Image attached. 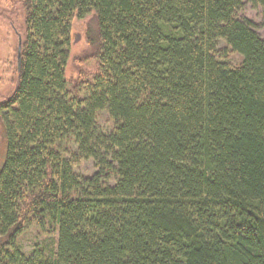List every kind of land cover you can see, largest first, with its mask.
Returning a JSON list of instances; mask_svg holds the SVG:
<instances>
[{"label":"trees","instance_id":"trees-1","mask_svg":"<svg viewBox=\"0 0 264 264\" xmlns=\"http://www.w3.org/2000/svg\"><path fill=\"white\" fill-rule=\"evenodd\" d=\"M20 2L0 264H264V37L243 0ZM89 14L98 66L71 86L73 20ZM33 226L55 250L24 251Z\"/></svg>","mask_w":264,"mask_h":264},{"label":"rangeland","instance_id":"rangeland-1","mask_svg":"<svg viewBox=\"0 0 264 264\" xmlns=\"http://www.w3.org/2000/svg\"><path fill=\"white\" fill-rule=\"evenodd\" d=\"M239 17L252 21L257 32L264 37V10L243 0V8ZM24 18L20 0H0V103L12 95L17 78V49L22 38ZM96 22L94 14L82 19L75 17L72 28V43L70 60L66 69L68 82L72 85L79 80L92 75L97 70L95 49L89 41V35L94 34ZM215 58L229 67H239L243 57L228 49L224 41L217 44ZM75 87V86H73ZM100 123L110 130L112 123L106 113L100 114ZM8 151L6 129L0 117V168L4 163ZM95 170L93 161H87L76 167L81 175H90ZM58 234L50 226H33L18 238V243L24 251L30 252L35 246L55 250Z\"/></svg>","mask_w":264,"mask_h":264},{"label":"water","instance_id":"water-1","mask_svg":"<svg viewBox=\"0 0 264 264\" xmlns=\"http://www.w3.org/2000/svg\"><path fill=\"white\" fill-rule=\"evenodd\" d=\"M21 47H22V38H20L19 46H18V69L20 70L21 65Z\"/></svg>","mask_w":264,"mask_h":264}]
</instances>
